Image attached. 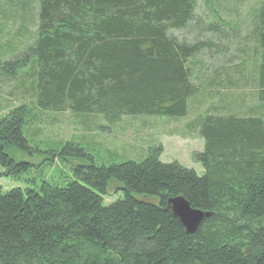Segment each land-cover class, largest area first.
<instances>
[{"label":"trees","instance_id":"16d2710c","mask_svg":"<svg viewBox=\"0 0 264 264\" xmlns=\"http://www.w3.org/2000/svg\"><path fill=\"white\" fill-rule=\"evenodd\" d=\"M36 1L26 53L3 62L18 48L0 45V75L13 79L30 68L36 110L96 115L109 124L124 116H186L198 92L191 60L216 45L187 44L169 33L193 22L196 0ZM4 2L26 15L31 0ZM255 7L243 38L252 42L243 58L255 89L249 114L264 110V0ZM214 74L217 88L236 86ZM217 106L209 110L223 114L206 110L188 125L203 142L192 155L200 177L175 162L160 163V145L140 162L110 165L73 148L78 163L60 184L25 192L0 187V264H264V120ZM30 118L22 106L0 119L5 176L17 179L30 167L16 160L17 153L30 155ZM110 182L122 197L105 205ZM178 196L208 214L193 234L167 207Z\"/></svg>","mask_w":264,"mask_h":264},{"label":"rangeland","instance_id":"374dc122","mask_svg":"<svg viewBox=\"0 0 264 264\" xmlns=\"http://www.w3.org/2000/svg\"><path fill=\"white\" fill-rule=\"evenodd\" d=\"M36 2L31 0L25 15L11 10L4 0H0V45L8 43L12 48H18L14 55L3 58V62L21 58L26 53L25 48L32 44L37 25ZM256 4L257 0H196L193 22L184 30L170 31L171 36L187 44L210 41L216 45V49H203L191 60L192 82L198 92L188 101L184 118L124 116L109 124L96 115L80 116L69 111L42 112L34 108L29 67L13 79L0 75V119L22 106L31 116V123L25 129L30 155L17 153L16 157L30 167L17 179L5 176V171L0 168L2 191L19 188L25 192L37 190L43 183L60 184L78 163L73 148L82 149L84 155L92 157L97 165H110L126 160L140 162L146 157L148 149L160 145V163L175 162L200 177L203 170L192 155L202 152L203 142L196 129L188 130L192 121L202 117L206 110L214 115L223 114V110L210 111L213 107L218 110L219 103L223 107L227 105L231 113H241L246 117L262 116L264 120V110L252 112V115L248 113V108L256 105L255 89L248 76V59L244 60L249 55L244 51H250L252 42L243 38L249 31L253 17L251 11ZM226 22H231V25ZM211 25L218 27L210 31ZM17 43H21L22 47ZM242 62V69L237 74L235 69ZM216 72L222 73L221 80H229L236 86L217 88V81H213ZM67 143L71 144L69 151L61 155L60 149ZM119 188L117 183L110 182L108 194L103 197L105 205L122 197Z\"/></svg>","mask_w":264,"mask_h":264},{"label":"water","instance_id":"95a60500","mask_svg":"<svg viewBox=\"0 0 264 264\" xmlns=\"http://www.w3.org/2000/svg\"><path fill=\"white\" fill-rule=\"evenodd\" d=\"M166 204L187 234H193L200 222L208 217V214L190 208L186 200L180 196L168 199Z\"/></svg>","mask_w":264,"mask_h":264}]
</instances>
